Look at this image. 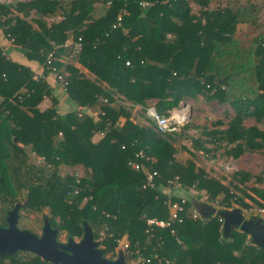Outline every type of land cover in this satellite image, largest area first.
I'll use <instances>...</instances> for the list:
<instances>
[{
	"label": "trees",
	"instance_id": "1",
	"mask_svg": "<svg viewBox=\"0 0 264 264\" xmlns=\"http://www.w3.org/2000/svg\"><path fill=\"white\" fill-rule=\"evenodd\" d=\"M190 1L111 0L107 5V0H69L64 7L57 0L0 3L3 35L44 70L53 52V68L68 81L65 91L55 81L56 86L74 106L61 113L44 77L35 79L29 67L0 49V202L15 198L8 170L19 173L28 147L43 158L37 164L48 176L43 185L29 184L22 208L47 209L49 216L43 217L58 236L79 240L87 222L104 258L114 260L122 252L127 264H264V249L239 230L225 238L218 216L193 219L187 199L180 223L152 230L146 224L147 219L169 222L165 202L171 195L165 189L204 191L208 202L222 210L249 209L248 201L264 208V174L237 170L225 184L193 160L178 161V132L193 124L160 133L146 114L153 107L170 116L189 101L224 106L222 119L194 126L201 136L191 139L192 151L212 159L264 155V23L259 18L264 0L261 6L193 0L197 12ZM97 6L104 8L98 16ZM58 10L62 19L46 27L44 18ZM70 36L81 44L80 53L71 56L81 69L56 62L55 47ZM46 98L50 105L40 110ZM94 106L96 115L87 111ZM79 107L87 110L78 115ZM139 152L143 158L136 157ZM133 161L156 172L153 187L145 186L142 170L130 167ZM60 166L82 167L84 175L62 177ZM250 181L255 182L249 186ZM7 210L0 212L1 227ZM0 264L51 263L17 251L0 255Z\"/></svg>",
	"mask_w": 264,
	"mask_h": 264
},
{
	"label": "rangeland",
	"instance_id": "2",
	"mask_svg": "<svg viewBox=\"0 0 264 264\" xmlns=\"http://www.w3.org/2000/svg\"><path fill=\"white\" fill-rule=\"evenodd\" d=\"M4 3L8 2H17L19 0H1ZM220 4L221 2L224 3L225 0H212V5L214 6L217 4V2ZM263 0H237L236 4H246L247 2H253L256 3L257 5L261 6L263 4ZM192 10L197 12L199 10V7L195 4L193 0L190 1ZM260 8V7H259ZM259 18L264 23V7H262L259 11ZM245 26L239 25V29H243ZM242 31V30H240ZM251 34H248L249 36ZM255 35V34H254ZM242 36V35H241ZM189 105L184 107L182 110L181 106L177 109H181L186 113V122L183 123V125H187L189 123L193 124V127L191 130H185L182 131L180 130L178 132V136L176 137V148H177V153H176V159L180 162L185 163L188 160H193L196 164L197 167L204 169L209 176H214V177H219L222 179V181L225 182V184L231 182V179L233 177L234 172L237 170H243V171H248L251 176L255 177L257 175H263L264 174V155L262 154H253V155H245L242 159L240 158L238 161L233 160V162H230V159H226V157H217V158H210L203 153L200 152H193V146H192V138H198L200 137V130L198 129H193L195 125H202L203 123L210 124L214 122L217 119H222L223 117V111H224V106H209V105H204V104H199L194 101H189ZM137 115H135L136 117ZM182 125V124H181ZM179 129V127H178ZM23 152L25 154L24 157V162L21 166V169L19 173L14 176L11 174V170H8L10 174V183L16 192L15 198H9L6 200H1L0 207H1V213L5 210H9L13 204L19 203L21 204V208L25 205L26 202V194L29 189V184H41L43 185L46 182L47 178V173L42 169L40 164H37L35 161L33 155L29 153L28 147L23 148ZM229 162V163H228ZM228 163L229 166L235 167V170H230L226 171L224 169V165ZM15 165H19V163L15 162ZM31 168V169H30ZM28 171V175L25 174ZM58 174L60 176H74V177H81L84 175V169L82 167H67V166H60L58 168ZM17 177V179H16ZM17 183H16V180ZM255 181H250L249 186L253 185L252 183ZM21 184V189L19 190L17 187V184ZM260 186H263L260 184ZM232 187V186H231ZM166 194L168 193L171 195V198L173 196L175 197H182L185 198L189 201L192 209H195V207L192 205V202L196 203H201L205 204L209 207H214L216 209H219L218 206L216 205H211L207 200H203L204 197H206V194L204 191L196 193H192L188 189H183V188H175V189H165ZM167 194V195H168ZM173 195V196H172ZM84 203V202H83ZM83 203L81 205H83ZM250 203V208L249 209H242L241 212L243 213V216L245 219L250 218L252 216H255L257 213V206L252 203ZM216 204V203H214ZM19 218L17 222V226L20 229H27L37 235L41 234V228H42V219L44 215L49 216L48 210L47 209H42L40 212H31L27 209V207L22 208L19 210ZM258 217V216H257ZM208 217H204V219L207 220ZM58 241L60 242H65L66 241V236L65 234H61L58 236ZM77 240V239H75ZM125 248L123 243L121 242V249ZM120 250V248H119ZM129 264H133L131 261H129Z\"/></svg>",
	"mask_w": 264,
	"mask_h": 264
},
{
	"label": "water",
	"instance_id": "3",
	"mask_svg": "<svg viewBox=\"0 0 264 264\" xmlns=\"http://www.w3.org/2000/svg\"><path fill=\"white\" fill-rule=\"evenodd\" d=\"M192 205L203 217L214 215L221 218L225 238H229L232 231L239 230L249 237L251 244L264 249V218L252 216L245 219L238 208L222 210L196 202H192ZM20 206L15 205L7 214V226H0L1 256L26 251L51 264H127L122 252L114 260L104 258L103 250L99 248L100 242L94 240L93 231L87 222H83L81 239L69 237L65 242L58 241V230L51 227L47 217L42 219L40 235L18 228Z\"/></svg>",
	"mask_w": 264,
	"mask_h": 264
},
{
	"label": "built area",
	"instance_id": "4",
	"mask_svg": "<svg viewBox=\"0 0 264 264\" xmlns=\"http://www.w3.org/2000/svg\"><path fill=\"white\" fill-rule=\"evenodd\" d=\"M0 3H4L3 1L0 0ZM111 3V0H107L106 4L109 5ZM144 5V3H143ZM121 17H117V24L120 22ZM115 25V26H116ZM81 50V44L79 41L74 43V48H73V55H77L80 53ZM2 55H4V52L2 51ZM5 56V55H4ZM54 55L53 52L48 54L47 60H46V67L45 70L47 71V75L52 76V78L54 79V81L57 82V84L59 85V87L62 89V91H65L67 86H68V81L66 80V75L63 73L58 72L57 70H55L52 66L53 63V59ZM38 77H35V79H37ZM104 103H109L106 99L103 100ZM184 107H182L181 109H183ZM173 110L170 114V116H164L161 115L159 113H157V111L153 108V107H149L146 110V114L147 116L155 123L157 130L160 133H166V132H174L178 129V127L183 124L184 122H186V113L182 110ZM82 108H78V115H81L82 113ZM35 161L37 163H40L43 161V158H39L37 157L35 154H32ZM136 157L139 158H143V154L142 152H139ZM233 162V161H230ZM229 163V162H228ZM228 163H226L224 165V169L226 171H230V170H235L232 166H229ZM130 167L134 170H142L145 173V178H146V182H145V186H149V187H153L154 186V177L157 175L156 172H152L149 173L145 170L144 166H142L141 163H139L138 161H133L130 163ZM169 185H173V186H179L178 181H168ZM189 191H191L192 193H196V190H194L193 188L189 189ZM203 200H207V195L206 197L203 198ZM186 199L181 198L180 202H172L171 198L169 197L168 201L165 202V205L168 207V209H170V220L169 222H165L162 220H155V219H147L146 220V224L148 226V230H152V227H160V228H165L168 227L170 225V221H177V222H181L182 218H180L178 216V214L183 213L185 211V204H186ZM192 213V218L193 219H202L204 221H206V219H204V217H202V215L196 210V209H192L191 210ZM214 216V215H213ZM255 216L264 218V208H257V213ZM208 219V218H207ZM221 220V218H219ZM222 221V220H221ZM148 232V231H147ZM126 247V245H124Z\"/></svg>",
	"mask_w": 264,
	"mask_h": 264
},
{
	"label": "crops",
	"instance_id": "5",
	"mask_svg": "<svg viewBox=\"0 0 264 264\" xmlns=\"http://www.w3.org/2000/svg\"><path fill=\"white\" fill-rule=\"evenodd\" d=\"M19 1L24 2V1H29V0H19ZM57 1H59L64 7L65 4L69 0H57ZM96 10H97L96 12L97 16L104 12V8L101 6H97ZM61 19H62L61 11L58 10L55 16L51 18H44V21H45L46 27H48L51 23H57ZM74 43L75 42L70 36L65 45H63L62 47L61 46L55 47L54 52H56L55 54V57L57 59L56 62L62 63L64 66L67 64H73L74 66L81 69L74 61L72 62L71 56L73 54ZM0 49L4 52V55L6 58H10L13 61L20 62L21 64H24L27 67H29L33 71L34 77H44V79L49 83V85L53 89V95H55L59 100L58 109L61 113L67 112L70 109L74 108L72 103L67 99L66 95L57 88L56 83L54 79L52 78V76L45 74L44 66L38 63L37 61L28 60L25 57V55L22 54L18 48H15L13 43L3 35L1 30H0ZM49 105H50V101L49 99L46 98L39 105V109L44 110L48 108ZM181 105H182L181 106L182 108V107H186L187 105H189V103H182ZM84 110H87V109H84ZM87 111L91 113L92 115H96L97 107L94 106V108H88ZM245 155H250V154H244L243 156L239 158H231L230 160L238 161L240 158L242 159Z\"/></svg>",
	"mask_w": 264,
	"mask_h": 264
},
{
	"label": "flooded vegetation",
	"instance_id": "6",
	"mask_svg": "<svg viewBox=\"0 0 264 264\" xmlns=\"http://www.w3.org/2000/svg\"><path fill=\"white\" fill-rule=\"evenodd\" d=\"M0 203H1V202H0ZM17 204H19V203H15L11 209H9V210L6 211V214H5V217H4L5 226H3V227H6V226H7V223H6L7 214H8V213L14 208V206L17 205ZM19 205H20V204H19ZM21 209H22V208H21V206H20L19 210H21ZM19 210H18V214H19ZM0 212H1V207H0ZM19 216H20V215H19ZM42 225H43V222H42ZM41 229H42V228H41Z\"/></svg>",
	"mask_w": 264,
	"mask_h": 264
}]
</instances>
